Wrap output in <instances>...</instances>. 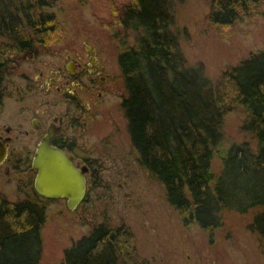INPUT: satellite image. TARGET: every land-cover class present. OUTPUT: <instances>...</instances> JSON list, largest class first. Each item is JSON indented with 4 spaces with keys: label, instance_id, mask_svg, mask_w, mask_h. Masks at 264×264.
<instances>
[{
    "label": "trees",
    "instance_id": "obj_1",
    "mask_svg": "<svg viewBox=\"0 0 264 264\" xmlns=\"http://www.w3.org/2000/svg\"><path fill=\"white\" fill-rule=\"evenodd\" d=\"M208 24L254 19L262 0H208ZM48 0H0V112L22 62L51 52L65 34ZM173 0H128L107 23L119 42L125 87L120 106L141 167L165 188L184 224L212 227L224 208L249 216L264 253V47L216 79L188 64L172 28ZM130 36L133 41H130ZM241 114L240 139L227 134ZM220 160L217 171L212 159ZM12 200L0 191V264H37L44 197ZM59 264H149L124 224L94 223Z\"/></svg>",
    "mask_w": 264,
    "mask_h": 264
},
{
    "label": "rangeland",
    "instance_id": "obj_2",
    "mask_svg": "<svg viewBox=\"0 0 264 264\" xmlns=\"http://www.w3.org/2000/svg\"><path fill=\"white\" fill-rule=\"evenodd\" d=\"M127 1L48 0L44 8L56 14L65 34L51 52L22 62L11 77V95L4 99L0 112V132L4 133L3 125H11L13 139L9 144V161L0 164V191L16 200L36 195L35 170L30 169V163L39 136L31 137L15 127L22 121L24 127L31 128L29 119L35 111L49 106L43 98L49 93L42 97L38 93L42 92L40 88H26V83L33 81L40 69L46 74L54 67L65 70L67 53L87 59L84 44L96 48L105 72L111 74L104 84L107 94L93 106L76 141L79 153L99 159L93 164L102 177L73 210L67 207L65 198H44L46 220L41 229L37 264H59L68 246L89 232L92 224L105 221L126 225L138 254L149 264H264L258 232L247 214L224 208L218 225L184 224L168 200L164 185L140 166L120 106L125 87L118 63L119 42L107 25L113 16L119 15L118 6ZM208 10V0H173L172 28L178 34V44L188 64L200 66L209 78L216 79L226 66L264 47V0L254 19L246 18L222 28L206 22ZM129 39L133 41L131 36ZM40 118L46 123L49 115L42 112ZM240 121L239 112H229L226 131L237 140ZM15 156L22 160L14 166ZM211 163L217 171L220 160L214 157ZM7 165L9 173L5 170ZM29 170L33 172L29 174Z\"/></svg>",
    "mask_w": 264,
    "mask_h": 264
},
{
    "label": "flooded vegetation",
    "instance_id": "obj_3",
    "mask_svg": "<svg viewBox=\"0 0 264 264\" xmlns=\"http://www.w3.org/2000/svg\"><path fill=\"white\" fill-rule=\"evenodd\" d=\"M86 50H88L87 59H83L79 54L67 53L65 70L54 67L49 74H46L40 69L35 79L26 83V88H40L42 92L38 91V93L42 97L49 93L48 97H43L44 100L49 101V106L44 110L37 109L35 111V115L29 119L31 128L24 127L22 121H19L15 128L18 131L30 133L31 137L39 136L37 139L39 141L50 125L57 127L55 135L51 138V143L62 148L77 166L86 165L87 169L84 174L87 193V190L92 188V184L98 183V178L102 177V172L98 171L97 165H94L99 162V159L96 156L79 153V143L76 141L80 134V127L85 125L88 117L91 116L93 106L98 104L99 99L107 94L104 90V84L111 78V74L105 72V65L98 58L95 47L90 46ZM27 79L29 78L27 77ZM19 93L22 94L21 90ZM42 112L49 115V120L46 123H43L40 118ZM13 128L6 124L3 125L4 133L0 132L3 136H9L8 145L13 139L10 134ZM6 160L9 161V157ZM21 160L15 156L12 163L15 166L17 165L16 162ZM5 170L6 173H9L10 165H7ZM33 170H29L28 173L31 174Z\"/></svg>",
    "mask_w": 264,
    "mask_h": 264
},
{
    "label": "water",
    "instance_id": "obj_4",
    "mask_svg": "<svg viewBox=\"0 0 264 264\" xmlns=\"http://www.w3.org/2000/svg\"><path fill=\"white\" fill-rule=\"evenodd\" d=\"M86 49L89 44H84ZM57 127L49 126L38 141L31 157V167L35 170L33 188L44 198H65L69 209L81 204L86 193V165L77 166L72 158L60 147L51 143ZM9 136L0 134V164L9 155Z\"/></svg>",
    "mask_w": 264,
    "mask_h": 264
}]
</instances>
